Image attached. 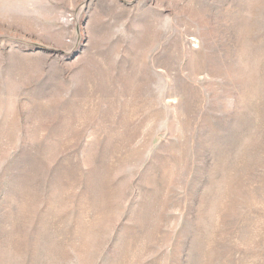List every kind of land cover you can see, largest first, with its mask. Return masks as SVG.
Masks as SVG:
<instances>
[{"label": "rangeland", "instance_id": "374dc122", "mask_svg": "<svg viewBox=\"0 0 264 264\" xmlns=\"http://www.w3.org/2000/svg\"><path fill=\"white\" fill-rule=\"evenodd\" d=\"M0 264H264V0H0Z\"/></svg>", "mask_w": 264, "mask_h": 264}]
</instances>
